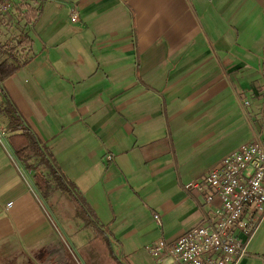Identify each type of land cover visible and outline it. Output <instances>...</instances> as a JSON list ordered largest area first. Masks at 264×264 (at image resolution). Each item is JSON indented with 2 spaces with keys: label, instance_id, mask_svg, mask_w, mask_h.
Instances as JSON below:
<instances>
[{
  "label": "crops",
  "instance_id": "crops-1",
  "mask_svg": "<svg viewBox=\"0 0 264 264\" xmlns=\"http://www.w3.org/2000/svg\"><path fill=\"white\" fill-rule=\"evenodd\" d=\"M11 3L1 40L31 51L0 80V264H155L147 244L219 206L186 185L258 130L264 0ZM235 233L236 264H264V218Z\"/></svg>",
  "mask_w": 264,
  "mask_h": 264
},
{
  "label": "built area",
  "instance_id": "built-area-1",
  "mask_svg": "<svg viewBox=\"0 0 264 264\" xmlns=\"http://www.w3.org/2000/svg\"><path fill=\"white\" fill-rule=\"evenodd\" d=\"M11 4V0H0V13ZM258 112V130L252 138L203 173L199 181L186 185L207 186L219 199V206L175 239L160 237L147 244L155 264H236L247 254L235 231H254L264 218V94ZM212 200L213 195L205 197L208 205ZM153 217L160 225L159 216Z\"/></svg>",
  "mask_w": 264,
  "mask_h": 264
},
{
  "label": "trees",
  "instance_id": "trees-1",
  "mask_svg": "<svg viewBox=\"0 0 264 264\" xmlns=\"http://www.w3.org/2000/svg\"><path fill=\"white\" fill-rule=\"evenodd\" d=\"M3 27H5V20L4 16L0 13V80L12 75L21 64L25 63L28 60L31 51L30 48H27L30 41L26 34H20L18 37H8L7 40L3 42L1 40L2 36L5 34ZM2 113L7 119H9L11 130L19 129V123H17V120L15 119L16 112L11 106L4 107ZM14 138H20L22 141L25 138L28 141L27 145L29 146L23 145L20 149L15 148V152L19 158L25 148L30 147L32 151L37 152V148H35L32 140L30 142L28 135L23 134L19 136H11L10 140H13ZM35 178V184L38 190L42 191L44 187L43 182L45 181L44 178H42L41 175L35 176Z\"/></svg>",
  "mask_w": 264,
  "mask_h": 264
},
{
  "label": "rangeland",
  "instance_id": "rangeland-1",
  "mask_svg": "<svg viewBox=\"0 0 264 264\" xmlns=\"http://www.w3.org/2000/svg\"><path fill=\"white\" fill-rule=\"evenodd\" d=\"M40 191V190H39ZM45 196L46 194L43 193L42 191L39 192V195H38V198L39 200H41V204H42V208L45 209V212L47 213V218L51 219L54 223H56V225L58 226V228L63 231V225L59 222V212L57 209H54L52 208V206H48L46 203H45Z\"/></svg>",
  "mask_w": 264,
  "mask_h": 264
},
{
  "label": "water",
  "instance_id": "water-1",
  "mask_svg": "<svg viewBox=\"0 0 264 264\" xmlns=\"http://www.w3.org/2000/svg\"><path fill=\"white\" fill-rule=\"evenodd\" d=\"M20 133H22V131H20V130L10 131V132H8V136H11L13 134H20Z\"/></svg>",
  "mask_w": 264,
  "mask_h": 264
}]
</instances>
